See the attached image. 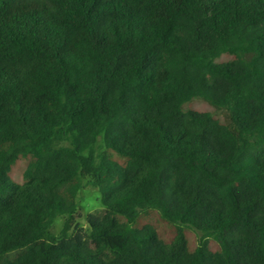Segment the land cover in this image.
<instances>
[{
    "label": "trees",
    "instance_id": "trees-1",
    "mask_svg": "<svg viewBox=\"0 0 264 264\" xmlns=\"http://www.w3.org/2000/svg\"><path fill=\"white\" fill-rule=\"evenodd\" d=\"M0 264H264V0H0Z\"/></svg>",
    "mask_w": 264,
    "mask_h": 264
},
{
    "label": "rangeland",
    "instance_id": "rangeland-1",
    "mask_svg": "<svg viewBox=\"0 0 264 264\" xmlns=\"http://www.w3.org/2000/svg\"><path fill=\"white\" fill-rule=\"evenodd\" d=\"M186 108H193L201 111H209L212 112L214 115L218 116L219 118H221L225 122L230 121V111L228 109L222 107H216L212 105L210 102H208L205 98L200 96L188 102L186 104ZM24 165H25V159H22L21 162L14 169L13 175L17 180H21L19 173L22 171V167H24ZM79 202L81 206L80 209L81 216L79 217V220L83 223L85 222L86 214L92 211L101 210L103 208L99 189L90 184H86L84 189H82L80 193ZM60 220L61 218L58 219V222ZM61 223L62 221L59 222L60 225ZM197 237L198 234L196 232L194 231L189 232V238L192 244L196 242Z\"/></svg>",
    "mask_w": 264,
    "mask_h": 264
}]
</instances>
